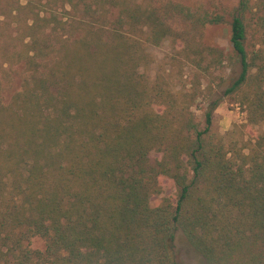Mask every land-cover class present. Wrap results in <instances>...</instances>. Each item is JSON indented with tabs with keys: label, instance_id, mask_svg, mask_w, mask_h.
<instances>
[{
	"label": "trees",
	"instance_id": "trees-1",
	"mask_svg": "<svg viewBox=\"0 0 264 264\" xmlns=\"http://www.w3.org/2000/svg\"><path fill=\"white\" fill-rule=\"evenodd\" d=\"M224 22L174 0H0V264H183L178 231L205 264H264V0L238 1L231 54L202 39ZM167 41L189 86L141 69ZM224 65L245 131L213 129Z\"/></svg>",
	"mask_w": 264,
	"mask_h": 264
},
{
	"label": "rangeland",
	"instance_id": "rangeland-1",
	"mask_svg": "<svg viewBox=\"0 0 264 264\" xmlns=\"http://www.w3.org/2000/svg\"><path fill=\"white\" fill-rule=\"evenodd\" d=\"M144 1V0H142ZM187 5H198L201 4L210 10L219 12L225 16V22L220 25H210L202 29V39L213 46H217L224 50L226 54L232 53V47L230 44V25L232 21V11L238 4L239 0H174ZM253 31L249 32L250 42L255 41L253 38ZM153 61L146 67H142L144 71L151 80H154L157 73L161 69H166V73L170 74L172 83L179 87L182 84H188L192 82L194 74L188 70L182 73L180 66L173 62L172 56L174 53L172 44L170 41L165 42L160 47L152 48ZM239 69L233 71L228 65H224L219 70L215 71V76H224L225 81L219 87H217V93L222 96V100L219 106L213 112V129L216 132L225 134L231 131L233 128L246 130L247 122V111L239 103L233 101L227 96H223V92L232 83L236 74H238ZM219 77H216L214 84L219 82ZM6 84L5 91L3 93L4 101L8 102L13 94L21 88V79L15 75L10 80L4 79ZM208 81H203V86L206 87ZM209 100L199 99L192 107V110L196 116V119L201 123L202 127L205 126V114L209 108ZM257 129V128H256ZM255 129V130H256ZM159 155L157 153L150 154V160L153 163ZM176 184L168 179L165 181L163 186V192L151 199V205H155L160 199L166 196L175 197L177 195ZM175 253L177 259L183 264H205V258L198 253L194 247L190 244L186 236L182 231H178L175 238Z\"/></svg>",
	"mask_w": 264,
	"mask_h": 264
}]
</instances>
